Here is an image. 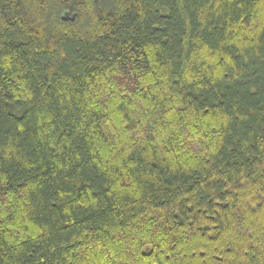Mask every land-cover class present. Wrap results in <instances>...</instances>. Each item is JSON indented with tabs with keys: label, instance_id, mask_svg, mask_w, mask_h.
<instances>
[{
	"label": "trees",
	"instance_id": "trees-1",
	"mask_svg": "<svg viewBox=\"0 0 264 264\" xmlns=\"http://www.w3.org/2000/svg\"><path fill=\"white\" fill-rule=\"evenodd\" d=\"M0 264H264V0H0Z\"/></svg>",
	"mask_w": 264,
	"mask_h": 264
}]
</instances>
